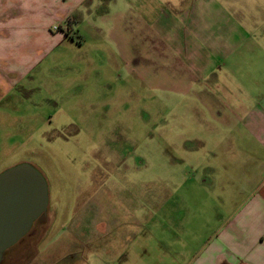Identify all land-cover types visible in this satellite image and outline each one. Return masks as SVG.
<instances>
[{
  "label": "rangeland",
  "instance_id": "1",
  "mask_svg": "<svg viewBox=\"0 0 264 264\" xmlns=\"http://www.w3.org/2000/svg\"><path fill=\"white\" fill-rule=\"evenodd\" d=\"M167 1L112 0L104 17L85 16L48 58L60 64L37 77L40 89L19 92L33 99L32 107L17 103L14 114L0 117V172L29 163L48 186L44 221L32 224L2 264H74L80 247L73 224L82 211L93 210V220L104 223L106 208H127L142 223L161 208L160 220L169 223L170 208H212L209 183L206 191L201 186L211 175L204 167L211 156L196 149L189 158L180 144L202 145L206 126L219 129L218 116L202 84L187 86L196 70L191 62L202 55L176 52L188 38ZM72 19L62 31L77 24L70 26ZM198 71L203 76L207 70ZM119 216V222L129 219ZM93 238L105 245L102 233ZM62 242L73 254L63 262L55 249Z\"/></svg>",
  "mask_w": 264,
  "mask_h": 264
},
{
  "label": "crops",
  "instance_id": "2",
  "mask_svg": "<svg viewBox=\"0 0 264 264\" xmlns=\"http://www.w3.org/2000/svg\"><path fill=\"white\" fill-rule=\"evenodd\" d=\"M167 3L188 38L175 45L176 52L202 55V61L191 62L196 70L187 86L202 84L208 107L218 116L219 129L206 126L202 145L180 144L189 158L196 149L211 156L212 163L204 165L211 175L203 176L201 186L209 183V190L203 188L213 198L212 208H170L169 223L160 220L161 208L146 214L142 223L137 221L140 215H129L127 208H106L109 220L104 223L93 220V210L82 211L73 224L80 247L74 264H97L98 255L106 264H264V0ZM99 4L0 0V117L14 114L20 108L17 103L26 101L24 107H32L33 99L19 92L40 89L37 77L60 64L48 62L55 49L72 38L74 28L79 31L85 16H105L96 15ZM75 12L82 21L62 31ZM199 69L207 71L202 76ZM82 213H91L92 219L83 220ZM119 215L129 219L119 222ZM130 225L141 230L131 231ZM97 233L106 236L105 245L94 244ZM57 246V261L73 255H67L71 250L66 242ZM94 251L98 255L93 256Z\"/></svg>",
  "mask_w": 264,
  "mask_h": 264
},
{
  "label": "water",
  "instance_id": "3",
  "mask_svg": "<svg viewBox=\"0 0 264 264\" xmlns=\"http://www.w3.org/2000/svg\"><path fill=\"white\" fill-rule=\"evenodd\" d=\"M48 186L43 174L29 163L0 172V264L36 220L44 221Z\"/></svg>",
  "mask_w": 264,
  "mask_h": 264
},
{
  "label": "trees",
  "instance_id": "4",
  "mask_svg": "<svg viewBox=\"0 0 264 264\" xmlns=\"http://www.w3.org/2000/svg\"><path fill=\"white\" fill-rule=\"evenodd\" d=\"M110 1L111 0H100V4H99L98 8L96 9V15L97 16L107 13ZM72 15H73L72 21L68 22V24L70 26L74 25L76 22L80 23L82 21V15L80 13L75 12ZM75 19H76V21H75Z\"/></svg>",
  "mask_w": 264,
  "mask_h": 264
},
{
  "label": "built area",
  "instance_id": "5",
  "mask_svg": "<svg viewBox=\"0 0 264 264\" xmlns=\"http://www.w3.org/2000/svg\"><path fill=\"white\" fill-rule=\"evenodd\" d=\"M54 29H57V27H56V26H54Z\"/></svg>",
  "mask_w": 264,
  "mask_h": 264
}]
</instances>
